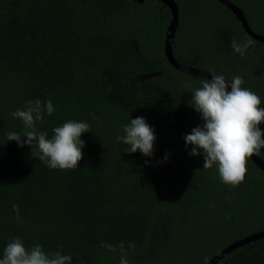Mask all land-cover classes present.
I'll return each mask as SVG.
<instances>
[{
  "label": "trees",
  "instance_id": "trees-1",
  "mask_svg": "<svg viewBox=\"0 0 264 264\" xmlns=\"http://www.w3.org/2000/svg\"><path fill=\"white\" fill-rule=\"evenodd\" d=\"M230 1L264 35V0ZM175 2V59L228 83L241 76L264 108V43L218 0ZM170 20L159 0H0V258L19 237L26 248L71 255L72 264H120L121 243L129 264H205L264 228V172L250 158L232 187L216 166L203 169L202 152L189 155L184 137L204 123L189 106L191 90L205 78L168 62ZM233 37L252 41L243 57ZM36 99L55 109L36 124L49 138L70 120L90 125L75 169H52L29 145L7 140L23 132L10 113ZM137 117L154 129L152 156L117 141ZM257 156L264 161V149ZM216 264H264V236Z\"/></svg>",
  "mask_w": 264,
  "mask_h": 264
},
{
  "label": "clouds",
  "instance_id": "clouds-1",
  "mask_svg": "<svg viewBox=\"0 0 264 264\" xmlns=\"http://www.w3.org/2000/svg\"><path fill=\"white\" fill-rule=\"evenodd\" d=\"M251 44L250 40H237L235 37L230 41L233 53L241 57ZM201 83V87L192 88L189 106L201 114L204 123L185 135L186 147L192 146L189 153L191 156L203 153V169L216 166L224 184L238 186L245 180L248 159L259 155L261 149H264V131L260 127L264 124L261 98L242 87L244 80L239 75H233L231 83H228L223 75L213 73L211 79H204ZM229 85L231 91L228 90ZM54 111L51 100L46 104L39 99L29 100L24 108L10 113L22 121L23 132H9L7 140L16 141L21 147L29 145L32 155H38L52 169H75L83 159L85 142L81 139L82 134L90 132V125L70 120L55 127L49 138L47 132L37 130L36 124L43 121L45 112L51 116ZM123 133L117 137V141L130 145L126 152L140 151L146 157L153 155L156 136L144 117L131 119L129 124L123 126ZM12 207L19 218V206L14 204ZM101 247L115 250L108 243H102ZM129 247L135 250L134 243H130ZM120 249V264H129L123 254V243ZM204 259L207 264L208 258ZM0 264H72V257L60 251L49 255L39 243L30 249L26 248L24 242L15 237L3 249Z\"/></svg>",
  "mask_w": 264,
  "mask_h": 264
},
{
  "label": "water",
  "instance_id": "water-1",
  "mask_svg": "<svg viewBox=\"0 0 264 264\" xmlns=\"http://www.w3.org/2000/svg\"><path fill=\"white\" fill-rule=\"evenodd\" d=\"M136 1L142 2L143 0H136ZM159 1H162L165 5H167L171 11V20L166 28L164 45H163L164 54L168 62L174 68H176L177 70L183 73L205 78V79H211L213 72L207 69L197 68V67H192L189 65L181 64L175 59L173 52H172V39H173L174 33L179 23L178 5L175 2V0H159ZM218 1L222 3L223 5H225L235 15V17L240 21L242 28L247 32L248 35H250L253 39L257 41L264 43V35L257 34L251 29L248 23V20L246 16L244 15V12L241 10L239 6H237L230 0H218ZM228 90L231 91L230 85H229ZM250 159L264 172V161L262 159H260L257 155H253ZM262 236H264V228L258 232L252 233L248 236H245L236 241H233L232 243L227 245L225 248H223L220 252L215 254L211 259H209L207 261V264H216L219 260H221L224 256H226L232 250L242 245H245L249 242L255 241L261 238Z\"/></svg>",
  "mask_w": 264,
  "mask_h": 264
}]
</instances>
